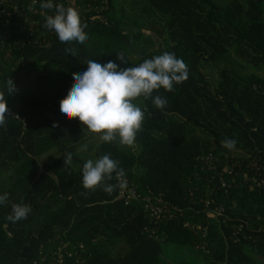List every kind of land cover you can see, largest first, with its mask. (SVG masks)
<instances>
[{"label":"trees","instance_id":"trees-1","mask_svg":"<svg viewBox=\"0 0 264 264\" xmlns=\"http://www.w3.org/2000/svg\"><path fill=\"white\" fill-rule=\"evenodd\" d=\"M73 1L83 45L62 43L43 26L53 10L42 0H14L16 16L36 21L9 25L8 39L0 38V95L24 120L6 118L0 127V194L8 193L0 264H53L59 249L64 264H164L163 242L193 246L201 264L264 260V0H135L132 11L117 8L118 0L106 10L101 0ZM128 52L134 61L117 59ZM164 52L186 64L187 79L153 91L167 99L162 109L137 97L144 119L133 145L101 142L95 151L116 160L139 194L174 207L156 223L140 202L118 199L119 187L82 186V123L62 117L59 104L90 59L127 68ZM35 70L42 74L32 78ZM225 139L235 146L224 147ZM105 183L118 181L113 174ZM14 204L31 208L15 223L7 219Z\"/></svg>","mask_w":264,"mask_h":264},{"label":"clouds","instance_id":"clouds-1","mask_svg":"<svg viewBox=\"0 0 264 264\" xmlns=\"http://www.w3.org/2000/svg\"><path fill=\"white\" fill-rule=\"evenodd\" d=\"M40 7L53 10L52 14L45 16L44 27L54 31L60 42H74L76 45L86 42L85 26L81 24L75 8L54 4L53 0H42ZM66 51L74 54L71 47ZM117 59L122 63L125 61L120 54ZM86 65V70L72 77V87L59 104L62 117L69 120L78 118L86 130L100 134L99 139L103 142H118L127 146L133 145L144 119L143 111L132 100L137 97L151 98L153 105L162 109L167 105V99L160 95L152 96L153 91L163 88L170 92L174 85L182 83L188 76L186 64L169 52L127 68H119L111 60L101 65L90 59ZM5 83L7 94H10L14 90L13 81L8 79ZM7 111L5 96L0 95V127L5 124ZM221 143L232 149L236 141L225 139ZM71 159L72 155L68 153L64 158L65 165ZM81 171L85 189L102 186L103 191L111 193L115 187L122 189L126 186L124 170L118 168V162L108 154L86 160ZM113 174L118 184H106L105 181L113 179ZM7 199L8 193L0 194V205ZM30 211L28 205L14 204L7 219L15 223L25 219Z\"/></svg>","mask_w":264,"mask_h":264},{"label":"built area","instance_id":"built-area-1","mask_svg":"<svg viewBox=\"0 0 264 264\" xmlns=\"http://www.w3.org/2000/svg\"><path fill=\"white\" fill-rule=\"evenodd\" d=\"M95 2H97V0H92V3ZM6 3L8 4V7L5 6ZM89 5L90 4H87V6ZM74 6L75 3L72 0L68 7ZM100 6H102V9L106 10L108 8V0H101ZM21 12L22 11L19 9V6L15 4L14 0H0V28L4 29V33L2 35L0 34V38L2 40L6 41V39H8L7 27L9 25L20 26L21 28L22 25H25L27 23H29V25H33L35 23L36 19L30 21L29 16L27 15L23 18H21L20 16H16L17 13ZM21 20L23 21L21 22ZM51 33H54V31H51ZM41 37L44 38V34H41ZM5 116L6 118L17 119L21 122H24L23 118L13 111H7L5 113ZM124 179L126 181V186L122 189H119L117 197L118 199H123L125 204H128L131 201L140 202L143 205L144 209L148 212V218L151 220V222L157 223L160 222L164 217L170 216V211L174 210V207L168 205L163 200L161 195H152L151 193H149V195L142 196L133 186L129 184L126 178ZM68 257H70V255ZM52 261L53 264H64V259L62 257V254L60 253V249L54 253ZM33 264H36V262H34Z\"/></svg>","mask_w":264,"mask_h":264},{"label":"rangeland","instance_id":"rangeland-1","mask_svg":"<svg viewBox=\"0 0 264 264\" xmlns=\"http://www.w3.org/2000/svg\"><path fill=\"white\" fill-rule=\"evenodd\" d=\"M141 1L142 0H137L138 3H140ZM213 1L215 3L222 5L232 0H213ZM133 3H135V0H118L116 2V7L119 8L122 6L125 11H132L134 7ZM121 56H123L125 60L128 61H134L137 57V55L133 52H128L125 55L122 54ZM217 67L220 68L221 66L214 65L211 68L216 70ZM49 68L51 69L50 73H52V70L54 69V65H50ZM206 72H208V70H206ZM41 74H42L41 70H35L32 73V78ZM132 103L140 107L141 110L143 111L142 101H140L138 98H134L132 100ZM99 135L100 134L86 130V126L82 125V135L77 140L78 141L77 143L80 144L79 148L77 149V153L82 155L85 161L88 159H92V160L97 159L95 156L96 148L99 146L101 142H103L99 139ZM85 145L87 146L86 148L84 147ZM124 251L125 250L119 251V253H123ZM195 252L196 250L193 246L187 245L184 247H177L175 245L163 242L161 243L160 260L164 264H201L202 260L199 256L195 257ZM254 259L256 264H264V260L261 259L260 257L254 256Z\"/></svg>","mask_w":264,"mask_h":264}]
</instances>
